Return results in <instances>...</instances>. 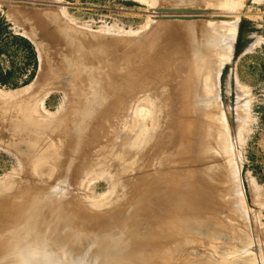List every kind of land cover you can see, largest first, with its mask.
Returning <instances> with one entry per match:
<instances>
[{
	"label": "rangeland",
	"instance_id": "1",
	"mask_svg": "<svg viewBox=\"0 0 264 264\" xmlns=\"http://www.w3.org/2000/svg\"><path fill=\"white\" fill-rule=\"evenodd\" d=\"M199 1L0 0V214L26 209L35 201L31 190L43 187L67 229L43 235L45 241L31 234L18 243L14 238L16 249L0 245V264L97 263L95 245L107 238L125 244L119 245L125 252L114 264H231L248 254L257 258L256 250L262 252L264 264V0H229L226 10H208ZM187 8L202 11H181ZM216 17L231 21L226 31L236 29L232 57L222 58L195 43L197 26ZM197 59L210 66L204 73L217 87L211 89V99L207 97L209 113L195 117L190 127L213 137L199 155L183 153L180 142L157 155L151 147L162 143L171 132L168 126L176 123L175 103L184 97L182 88L196 95L197 79L189 67ZM237 94L245 107L239 105L242 101L236 106ZM133 117L139 118L140 131L127 130L126 121L134 125ZM74 127L80 138L76 155L100 144L97 153L105 159L101 173L83 177L84 167L66 157L59 166L55 154L44 158L46 162L39 159L46 151L45 140L60 145L55 153L71 149ZM96 132L100 139L89 141ZM110 144L122 157L111 155L106 149ZM138 148L145 149L143 154H135ZM188 178L192 183L197 178L194 188L207 193L213 212L210 227L222 237L212 239L200 229L162 221L185 214L167 208L179 195L165 190L181 191ZM150 181L166 189L154 191L156 198L141 197L149 203L143 208L136 194ZM16 195L23 196L17 205ZM109 196H115L112 206L99 209ZM41 203L34 202L37 209ZM112 208L124 211L120 221L103 218ZM5 223L0 218V224ZM135 224L157 227V240L133 239ZM241 232H247L242 242ZM234 238L240 239L238 244ZM247 239L253 242L247 254L235 252ZM131 250L147 256L130 259Z\"/></svg>",
	"mask_w": 264,
	"mask_h": 264
},
{
	"label": "bare ground",
	"instance_id": "2",
	"mask_svg": "<svg viewBox=\"0 0 264 264\" xmlns=\"http://www.w3.org/2000/svg\"><path fill=\"white\" fill-rule=\"evenodd\" d=\"M199 2L205 4V6H206V8H208V10H211L212 8H219V10L220 9L221 10L222 9L226 10V8L229 6V4L231 5L229 0H200ZM181 11L185 12V13H191V14L195 15V14L200 13L202 10L187 8V9H181ZM169 12H171V11H169ZM192 17H194V16H192ZM186 18H189V17H186ZM217 18L218 17L214 18L215 21H208L207 20V21H204V23H202L200 26H197V28L195 29V32H196V35H197L195 37V40H196L195 43L198 46H200L201 48H204V50H206V49H208V50L212 49L211 51L214 50L215 54L217 53V55H219L222 58H224V56L225 57H232L233 41H234L233 38L236 35V33H235L236 29L234 30L232 28L233 29L232 31H230V30H229V32L226 31L229 27H227L226 30L224 29V27H226L227 24L230 26L231 21L229 20L230 22H224V21H221L222 19H220V21H216ZM232 26H233V22H232ZM201 60L197 59V62L193 61L191 66L189 67V69H190L189 72H193L194 71L193 72L194 76L197 79L196 80L197 81V85L195 87L196 89H194L196 91V95L191 94L189 89H187L186 87L182 88L183 89L182 94L184 95V97H183V99L181 101H177L175 103V107H176L175 110L178 113V116L175 119L176 123L172 127L168 126V128L171 130V132L170 133L168 132V134H167L168 137L165 136L166 134L164 135L165 138L167 137L166 139L164 138V140H162V141L159 140L162 143H160L159 141H156V143L159 142L160 144L158 143L157 145H152L153 147H151V149L157 150V155L163 149H165V148L168 149V147H167L168 144H169L170 147H175V146H177L179 144V142H180V145L182 144L181 148L183 150V153L186 152V151H195V153L199 155V154L203 153L207 149L206 147L209 144L211 138L213 137V136H211V134H209L208 131L206 133L199 134L200 132L198 130L193 129V128L190 127L193 124V119L195 117H198V116H200L202 114L205 115L206 113H209V111H208L209 110V108H208L209 104H208V101H207V97H210V99H211L212 95H210V94L211 93L214 94V93L210 92V91H212L211 89H213V86L217 84L216 83V84H214L212 86L213 83L210 82L209 76L204 73L205 69L207 70V68H209L210 66L207 67V63H205L204 61H201ZM197 67L201 68L202 71H199ZM217 79L215 81H217ZM216 87H217V85H216ZM226 88L227 87H225V89ZM216 89H218V88H216ZM214 90H215V87H214L213 91ZM218 91H219V89H218ZM215 96L216 95H214V98H215ZM217 96H218V94H217ZM219 99L217 101L218 104H219ZM212 100H214V99H212ZM214 101H216V99ZM241 101H242V104H239V105L244 106L245 103H243L244 102L243 99H241L239 97V94H237L236 95V101H235L236 106H237V104L239 102L241 103ZM234 108H236V107H234ZM240 108L241 107L239 106V109ZM238 110H236V111H238ZM239 112H241V111H239ZM242 113H244V112H242ZM242 117L244 118V116H242ZM133 118H135V119L134 120L132 119V122L134 121L135 123H134V125L132 123V126L128 124V121H126L127 122V124H126L127 130L129 132H131L132 129L135 130L137 128V130L139 129L138 131H140V127L138 128V126H137V121L138 120L136 118H138V117H133ZM238 119H239V117L237 118V120ZM240 120H241V117H240ZM118 122H121V121H118ZM199 126L200 125H198V127ZM72 134L75 136V141H74L71 149H69L67 151H64L62 153H59V152L55 153V151L53 152V150L56 149L57 146H60L59 144H57V146H56V144L52 145L49 142V140H45V144L43 145V149H45L46 151L42 152V154H41L39 159H41V161L45 160L44 158H46V157H50V158L53 159L54 156L57 155V157L55 159H53V160H55V163H59V166H61L64 163L63 162L64 158L66 157L68 159H72L73 160V164H75L76 167L77 166L78 167H84V175H82L83 177H86V174H88V172H91V171H95V172L98 171L99 173H101L105 169V165L103 164L105 159L101 155L98 156L97 151H100V149H99V145L100 144L95 145L92 149H89V150L85 151L83 154H81L80 156H78V155L75 154V151H76L75 142L79 141L80 138L76 135V127H74V130H71L70 135H72ZM208 135H209V137H208ZM64 136H67V134H64V135L62 134V137H64ZM112 136H114V134ZM156 136H158V134ZM41 137H44L43 133H42ZM199 137H201V138H199ZM56 139H57L56 142L57 141L60 142L61 136H57ZM99 139H100V137H99L98 133L96 132L89 139V141L97 142ZM159 139H161V138H159ZM153 141H155V140H153ZM170 147H169V149H170ZM48 148H50V149H48ZM148 148H150V147H148ZM106 149L111 153V155L113 157H115V155H117V154L121 155L117 150H115V148L112 147L111 144L108 145ZM141 149H143V148H138L136 150L135 154L140 155V153H139L140 151L139 150H141ZM178 150H176V151L179 152ZM123 151L125 152L124 149H123ZM143 151L141 150L142 154H143ZM170 152H171V150H170ZM125 154H127V152H125ZM144 154H145V152H144ZM146 154H148V152ZM174 154H176V152ZM159 156H161V155H159ZM121 157H122V155H121ZM60 159H61V161H60ZM48 160H50V159H48ZM37 161H39V160H37ZM45 162H46V160H45ZM52 162L53 161H51V163ZM48 163H50V162H48ZM54 167H55V164H54ZM195 177H196V175H195ZM197 177L199 179H201V180L202 179H206L205 177H203V176L200 177L199 175H197ZM192 178H194V177H192ZM186 180L188 182H191V183L189 184L187 181L185 182V179H184L183 180V182H184L183 185L179 183L180 185H182L181 187H183V188H181L179 186L181 191H179V189H177L178 190L177 192L175 191L176 189H170V187H169V190H167L165 188V186H162V185H160V186H156V185L152 186L154 180L152 182L150 181L149 184H146V187L141 189L140 193L136 194L137 198L135 199V201H137V202L140 201L141 197L145 198V197L148 196V197L151 198L153 196V194H155L154 198H156L157 197L156 196L157 193H154V191L160 192V190H163V189L164 190L166 189L165 192L168 191L169 193H171V191H173L179 196L176 197L177 199H176L175 202H173V200L170 201L168 203V207L167 208L172 210V211H173V209H175V210H177L179 212H185V214H183L181 217H179V215L178 216L177 215L176 216L173 215V216H169V217L166 216L167 218L164 217L165 220H162L164 223L169 224V222H170L169 220H171L174 223L176 222L177 224H180L179 226L182 225V227H185L187 229H192V230H194V229H198L199 230L200 229V231L203 232L205 235H207L209 238H212V239L215 238L216 239V238L222 237L220 231L217 228L210 227L212 219H211V217H209V214H211V213L213 214V212L210 211V207H209V205L206 202V200H207L206 199V195H205L206 192L204 191L203 188H202L203 190L200 189V190L196 191V189L199 188L198 186H197V188H194L195 187L194 184L198 181L197 178H196L195 182L193 181L194 183H192V181H191L193 179H189L188 178ZM205 181L203 180V183ZM205 183H208V181H206ZM200 184L202 185V182ZM157 185H159V184H157ZM207 185H205L203 187H206ZM208 187L209 186H207V188ZM39 188L40 189H36V190L32 189L31 193H30V199L31 200H35V201L39 200V201L42 202L40 207H39V209H37V206H36V204H34V202H35L34 201V202H30V204H28L26 206L27 207L26 209L12 210V211H14L13 214H11L12 212H9L7 214L6 211L3 212L2 214H0L1 220L2 221H6L5 224H0V245L4 249L5 248L16 249V246L17 247L19 246V244L15 243L16 241H14V238L15 239L18 238V241H17V243H18L20 240L22 241L24 238L28 237L30 234L33 235V236L37 235L36 237H38V236L42 237L43 235L45 237H47L49 233H55L56 235H60V234L66 233V231H67L66 225L64 223V220L60 218V215H61L60 210L59 209L57 210V209H55V207L51 206V202H49L50 201L49 200L50 195H48V193L45 190H43L44 189L43 187H39ZM231 188H233V187H231ZM221 191H222V189H221ZM135 192H133V193H135ZM208 192H209V188H208ZM223 192H224V190H223ZM18 195H16V196H18ZM22 198H23V196L16 197V199L14 200V203H16V205H17L18 202ZM118 198H119V196L116 195V199H118ZM107 199H106L107 201L105 200L104 202H101L102 204H100L98 206L99 209H105V208L111 207L112 205H111L110 201L114 200L115 196L114 197L109 196V197H107ZM12 203H13V201H12ZM156 203H157V199H156ZM148 204H149L148 202L146 204L145 202H142V200L139 202L140 207L142 206L143 208L145 207V205H148ZM89 207L91 208V205ZM207 208H209L208 210H209L210 213L205 210ZM44 209H46L45 212L43 211ZM212 209L215 210V208H212ZM203 210H205L206 212L203 211ZM47 211L50 212V213L47 214ZM201 211L203 213L204 212L205 213L204 214H200ZM1 212H2V210L0 209V213ZM206 213H208V216H205ZM123 214H124V211L120 210V208H112V213L104 216L103 218L105 219V221L110 219V221L114 223V222L120 221L121 220L120 218L123 216ZM218 222H219V220H218ZM215 224H217V222ZM131 233H132L133 239L136 238V240H142V239H144V237H148V240L154 241V240H157V237L159 236V235H157V227L154 228L153 230H151L148 227H145V225H142L141 227H139V225H136V224L133 226ZM246 233H244V235ZM240 234H242V232ZM240 234H238V235H240ZM225 235L227 237L226 232H225ZM231 235H232L231 237H233L234 233L231 234ZM242 235H240L241 237L240 236H238V237L240 239L242 237L244 238V235L243 236ZM12 236H14V237L12 238ZM236 236L237 235H235V237ZM126 237H128V235ZM42 239H43V241L46 240V238L44 239V237H42ZM223 239H225V238H223ZM236 239H237V237H236ZM242 239H241V242H242ZM125 240H127V238H125ZM234 240H235V238H234ZM234 240L231 239L232 242ZM247 240H248V242L247 243L243 242L244 245H242V243H241L240 249L235 251V252H238V251L241 250L240 254H243V255L247 254V253L244 254V252L246 250H248V248H246V247L249 246V245H252V243H253V242L251 243L249 239H247ZM235 241H237V240H235ZM238 241H237V243H235V242H233V243L238 244ZM121 242H122V240H120L119 242H115V243H109V240L107 238V239L102 240L99 244L95 245L94 255L97 258V263L100 262V261L105 260V262H107L109 264H114L115 261H116V258L122 257V253L124 254V252H125V251H122L120 249L119 245L122 244ZM129 242H130V240H129ZM225 242H227V241H225ZM123 243H124V241H123ZM122 245L124 246L125 244H122ZM258 246L259 245H257V247ZM243 248H245V249H243ZM217 249H220V248H217ZM221 249H220V251H221ZM229 249H231V248H229ZM229 249H228V252H229ZM214 250H216V247H215ZM223 250H225V248ZM223 250H222V252H223ZM255 250H256V248H255ZM225 251L227 252V250H225ZM130 252H131V254H128V257L130 259L131 258H135V257L136 258L137 257L140 258V257H143V256H147V254L146 255L145 254L144 255H140V254H137V253H133L134 252L133 250H131ZM222 252H221V255L223 256ZM255 252L257 254L259 253L257 258H254L253 254H248V255L242 257L238 261H233V263H231V264H260V263H263V259L261 257L262 255H260L262 252L260 253L259 250H256ZM149 253H148V256L154 257L153 253H155V252L151 253V255ZM223 253H224V255L226 254L225 252H223ZM230 253H232V252H230ZM230 253H228V255H230ZM57 254H59V253H57ZM234 254H236V253H234ZM131 256H135V257H131ZM219 256H220V254H219ZM229 258H230V256H229ZM78 259H77V261H78ZM231 260H233V259H231ZM11 262L16 263L17 261H11ZM68 262L70 263V261H68ZM120 262H122V261H120ZM224 262L228 263V261H224ZM97 263H94L93 261H88L85 264H97ZM213 263H215V262H213ZM76 264H78V262H76ZM222 264H224V263H222Z\"/></svg>",
	"mask_w": 264,
	"mask_h": 264
}]
</instances>
